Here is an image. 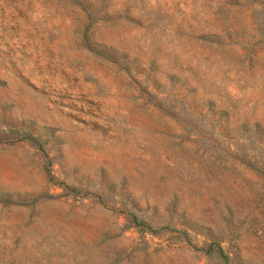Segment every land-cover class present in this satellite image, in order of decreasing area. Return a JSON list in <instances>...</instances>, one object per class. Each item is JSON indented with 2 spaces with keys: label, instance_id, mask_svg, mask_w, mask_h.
<instances>
[{
  "label": "rangeland",
  "instance_id": "1",
  "mask_svg": "<svg viewBox=\"0 0 264 264\" xmlns=\"http://www.w3.org/2000/svg\"><path fill=\"white\" fill-rule=\"evenodd\" d=\"M0 264H264V0H0Z\"/></svg>",
  "mask_w": 264,
  "mask_h": 264
}]
</instances>
